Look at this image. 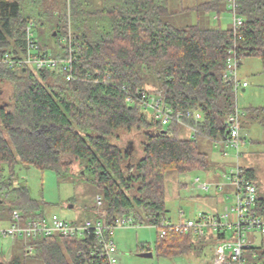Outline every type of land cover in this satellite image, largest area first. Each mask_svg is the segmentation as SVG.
Listing matches in <instances>:
<instances>
[{
	"label": "trees",
	"instance_id": "obj_1",
	"mask_svg": "<svg viewBox=\"0 0 264 264\" xmlns=\"http://www.w3.org/2000/svg\"><path fill=\"white\" fill-rule=\"evenodd\" d=\"M50 1L0 0V85L12 91L11 101L0 104V218L11 220L16 210L22 222L43 217L27 185L15 181V167L51 169L66 177L67 157L82 166L79 176L100 189L96 219L110 223L130 216L139 225L153 226L167 221L166 173L205 169L208 157L197 136L223 139L226 121L237 109L232 81L224 77L229 52L238 60L258 56L264 70V0H238L243 24L237 30L199 22L175 26L169 22L168 0H56L59 7ZM223 3L227 0H207L181 12L219 13ZM44 25L56 46L41 42ZM29 27L36 55L63 57V38L72 35V79L60 70L2 61L5 55L24 57ZM141 91L161 95L173 109L200 111L202 119L184 120L195 129L193 136L181 137L180 123L163 125L155 119L136 99ZM249 112L264 128V107ZM122 130L144 137L141 156L128 167L124 162L131 152L118 144ZM245 172L252 177L253 171ZM221 238L219 233H170L159 237L156 249L171 256L180 245L198 253L211 246L213 256ZM16 250L13 260L0 259V264H107L93 233L22 237ZM249 257L264 262V250L253 247Z\"/></svg>",
	"mask_w": 264,
	"mask_h": 264
},
{
	"label": "rangeland",
	"instance_id": "obj_2",
	"mask_svg": "<svg viewBox=\"0 0 264 264\" xmlns=\"http://www.w3.org/2000/svg\"><path fill=\"white\" fill-rule=\"evenodd\" d=\"M56 0L50 1L49 4L59 7L60 3H55ZM207 0H168V8L170 13L169 22L175 26H186L197 24L198 22L205 27L223 29L230 28L233 23V14L230 11L227 3L222 4L221 12H200L194 10H186L181 12L182 8H189L196 3H202ZM60 2V1H59ZM56 10V9H55ZM49 26V25H48ZM42 26L40 30L41 42L46 44L49 42L55 45V39H52L48 34L51 28ZM38 28V27H37ZM51 31V30H50ZM49 31V32H50ZM62 37V36H61ZM51 46V45H50ZM56 46V45H55ZM60 49V47H57ZM237 77L240 82L245 81L248 86L244 91L242 87L235 91V102L237 109L241 116V141L238 149L234 147H226L227 159L222 160L223 156L219 154L222 146H212L210 142L202 145V138H199L200 149L208 150L210 157L214 161L219 162V167L216 173L222 174L225 166L232 165L237 167L239 164L246 170L253 171L252 181L258 187V195L264 201V128L262 125L252 117L249 109L256 107H264V70L262 61L258 56L242 57L237 68ZM0 104H6L11 101L12 91L7 84L0 85ZM150 113V111H149ZM245 113V114H244ZM180 133L185 134V127L180 126ZM119 145L131 152L130 158L126 159L124 166L128 167L136 163L142 153V143L144 137L142 133L128 134L125 131H119ZM132 135V137L130 136ZM240 152L238 155L237 152ZM222 158H221V157ZM238 159V160H237ZM64 170L68 172L66 177H59L51 169H39L34 166L17 165L15 181L26 184L28 187L29 198L37 202L43 215L50 217L56 214L69 222H73L76 218H84V220H77L83 222L86 219H96L99 216L98 198L100 197V189L95 185L86 182L79 171L82 172V166L73 158H64ZM4 174L7 167L3 166ZM228 170V168H227ZM213 170H204L189 172L185 175L178 176L172 171H168L165 175V190H164V206L167 210V218L172 222L177 221L180 216V210L183 212L184 219H195L197 212L200 210L204 213L211 212V205L219 208L222 205L216 203V199L211 198L210 194L213 191H207L203 194L192 186L196 177L200 181H204L205 175L213 177ZM226 180H222V182ZM180 183L186 184L182 186ZM181 185V186H180ZM219 197V196H218ZM229 205L233 203V198H225V202ZM208 205V207L206 206ZM6 218L10 217L7 211ZM211 214V213H209ZM0 218V228L7 227L12 220L4 221ZM97 220V219H96ZM248 241L253 242L256 248H263L264 236L259 232L251 231L247 233ZM159 237V228L152 225H137L128 229H116L114 240L119 254L117 264H199V260H203L204 264L209 263V258L212 255V249L206 247L204 251L199 253L196 250L186 249L183 245L178 248L180 252H172L168 254H175L171 256L158 255L156 249V241ZM0 236V259L8 262L10 259L11 249L9 243L13 241L10 237ZM19 238V237H18ZM141 246L149 248L151 257H142L140 253ZM263 248V249H262ZM212 257V256H211ZM40 264L41 262H34L28 260V264Z\"/></svg>",
	"mask_w": 264,
	"mask_h": 264
},
{
	"label": "built area",
	"instance_id": "obj_3",
	"mask_svg": "<svg viewBox=\"0 0 264 264\" xmlns=\"http://www.w3.org/2000/svg\"><path fill=\"white\" fill-rule=\"evenodd\" d=\"M228 7L233 14L232 28L237 30L243 24V18L238 14V0H227ZM31 28H28L26 38V52L22 59H10L7 55L3 58V62L10 66H31L35 69H51L60 70L66 73L67 80L73 78L72 63L75 60L73 55V38L70 33L63 38L66 42L65 55L63 57H55L52 55H36L38 45L32 40ZM239 61L234 52H229L225 63L224 77L232 81L234 90L238 88H246L248 84L245 81L240 82L237 77V68ZM145 109L153 112L155 119L165 125L170 122H177L195 129L184 122L185 119H202V113L192 109H173L165 106L164 99L158 94H147L141 91L136 96ZM127 101L132 103L134 98L127 97ZM237 109L229 116L226 123L228 130L226 136L216 141L223 147H234L238 149L242 138L241 116ZM239 155L240 152L238 151ZM227 182L233 187V191L227 198L232 197L231 205L225 204L223 210L215 215H208L200 212L195 219H187L180 223H171L163 221L156 225L159 228V237L166 235L183 234L194 232L199 235L207 233H219L222 238L217 240L213 247L212 264H264V262H254L255 254L249 257L255 244L248 241L247 233L251 231L259 232L264 236V211L259 203L257 188L251 178L246 174L245 170L237 166L226 173ZM195 183H198V179ZM205 187V185H204ZM222 189V187H220ZM98 205L100 201L98 200ZM11 224L7 227L0 228L1 237H17L36 238L47 237L53 234L62 236L83 235L85 233H93L98 240L99 247L103 251L107 259V264H116L114 256L117 246L114 241L113 232L117 227L139 225L135 223L130 216L115 217L113 222L107 223L102 218L95 221L85 220L82 223L69 222L66 219L52 214L50 217H40L22 222L19 211H14L11 215ZM31 249V247L29 248Z\"/></svg>",
	"mask_w": 264,
	"mask_h": 264
},
{
	"label": "crops",
	"instance_id": "obj_4",
	"mask_svg": "<svg viewBox=\"0 0 264 264\" xmlns=\"http://www.w3.org/2000/svg\"><path fill=\"white\" fill-rule=\"evenodd\" d=\"M205 2V1H204ZM227 5H228V2H227ZM246 88H242V91H244ZM181 126H183V127H185V131H186V133L185 134H182V133H180V136L181 137H183V138H190V137H192L193 136V130L191 129V128H189V127H187L186 125H181ZM199 138H202V145L204 146L205 145V143H208V142H210L211 144H212V146H219V145H221V144H217V143H215V142H213V141H211L209 138H207V137H204V136H197V142H198V146H199V149H200V143H199ZM208 142H207V141ZM242 140H243V138H242ZM242 143V142H241ZM222 146V145H221ZM222 149L221 150H219V154H221L222 156H223V158H222V160L224 161V159H227L228 157H227V151H226V147H221ZM201 150V149H200ZM202 152H204V153H206L207 154V157H208V166L205 168V169H203V170H195V171H191V172H196V171H204V170H206V171H208L209 169L210 170H213V177H210L209 175H205V179H204V181H200V179L198 178V177H196L195 179H194V181H193V184H192V186L195 188V190H198L199 191V194H197V195H200V193H202L203 194V191L204 192H209V191H213L210 195L211 196H209V197H211V198H214V199H216V203H218V204H220V205H222V207L220 206L219 208H217L216 206H214L213 207V205H211V204H209L210 206H211V208H210V210H211V212H209V213H211V214H209V213H207L208 215H215V214H218V213H220L222 210H223V208H224V206H225V204L226 203H224L225 202V198L227 199V197L229 196V194L233 191V187L227 182V179H226V173H228V171L230 170V169H232V168H234L232 165H227V166H225V168L226 169H223V172H222V174H218V173H216V169H218V167H219V162H216V161H214V159L213 158H211L210 157V154H212V152H210V154H209V151L208 150H201ZM238 160V159H237ZM236 166H239V167H241L242 168V166H240L239 164H237ZM227 168H228V170H227ZM244 169V168H243ZM246 170V169H245ZM172 172H174V171H172ZM174 173H176V172H174ZM187 173H189V172H187ZM187 173H184V174H178V173H176L178 176H180V175H185V174H187ZM198 179V183H195L196 182V180ZM226 180V182L224 181V182H222L221 183V181L222 180ZM182 186H185L186 184H184V183H180ZM180 185V186H181ZM204 185H205V187H204ZM220 187H222V189H220ZM256 187H257V185H256ZM257 195H258V187H257ZM219 196V197H218ZM258 199H259V203L262 205V209H264V201H263V199L258 195ZM207 207H208V205H206ZM200 212H203V211H199V212H197V215H198V213H200ZM204 213V212H203ZM206 213V212H205ZM196 215V216H197ZM179 217V219H177V221H176V223H180V222H183V221H185L186 219H184L183 218V212H182V210H180V216H178ZM77 220H84V218H76ZM76 219L74 220V221H76ZM87 220V219H86ZM167 221H169V222H171V223H175V222H172L170 219H168L167 218ZM0 223H3L2 221L0 222ZM4 224V223H3ZM137 226V225H136ZM153 226V225H152ZM130 227H134V226H124V227H117L116 229H118V228H122V229H128V228H130ZM156 227V226H155ZM116 229L114 230V232H113V239H114V236H115V232H116ZM7 238V237H6ZM5 237L3 238V239H6ZM22 237H20V238H16V239H13V241L11 242V244L9 243V246H8V248L10 247V249H11V255H10V259L12 258V256L14 257V255H15V253H16V248L20 245V239H21ZM158 240H159V237H158ZM157 240V241H158ZM115 241V240H114ZM157 241H156V246H157ZM205 250V248H203L201 251H204ZM150 251V249L149 248H144V246H141V249H140V253L138 254L139 256H142V257H148V256H144L143 254H146V253H150L149 252ZM119 254H120V252L118 251V249H117V251L115 252V254H114V256H115V258H116V260L118 261L119 260ZM119 256V257H118ZM152 256V255H151ZM151 256H149V257H151ZM212 256V255H211ZM210 256V260H209V263H210V261H211V264H212V257ZM200 262H199V264H204V262H203V260H199ZM117 264V263H116Z\"/></svg>",
	"mask_w": 264,
	"mask_h": 264
},
{
	"label": "water",
	"instance_id": "obj_5",
	"mask_svg": "<svg viewBox=\"0 0 264 264\" xmlns=\"http://www.w3.org/2000/svg\"><path fill=\"white\" fill-rule=\"evenodd\" d=\"M55 34V33H54ZM144 256H151V253H146V254H143Z\"/></svg>",
	"mask_w": 264,
	"mask_h": 264
},
{
	"label": "bare ground",
	"instance_id": "obj_6",
	"mask_svg": "<svg viewBox=\"0 0 264 264\" xmlns=\"http://www.w3.org/2000/svg\"><path fill=\"white\" fill-rule=\"evenodd\" d=\"M243 169V168H242ZM252 180V179H251ZM256 186V185H255ZM257 188V187H256ZM261 205V204H260ZM261 207H262V205H261ZM263 211H264V209H263ZM169 222V221H168ZM134 226H136V225H134Z\"/></svg>",
	"mask_w": 264,
	"mask_h": 264
}]
</instances>
